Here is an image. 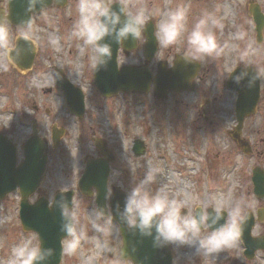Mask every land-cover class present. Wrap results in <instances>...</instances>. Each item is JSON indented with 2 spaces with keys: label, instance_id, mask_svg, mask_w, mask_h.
Returning <instances> with one entry per match:
<instances>
[{
  "label": "rangeland",
  "instance_id": "rangeland-1",
  "mask_svg": "<svg viewBox=\"0 0 264 264\" xmlns=\"http://www.w3.org/2000/svg\"><path fill=\"white\" fill-rule=\"evenodd\" d=\"M120 1L130 13L142 10L145 20L160 16L156 23L157 36L160 21L168 12L182 9L186 14L185 33L174 45L167 48L160 46V52L155 56L154 70L161 58L171 62L174 55L183 54L187 31L205 14L212 15L224 25L222 30L214 29L218 46L224 50L219 56L199 58L203 60L204 66L200 77L203 84L192 92L169 93L166 99H161L150 91L146 96L129 95L125 102L124 96H114L104 102L105 106L102 102L96 103V95L99 94L94 86L91 90L84 88L90 98L89 118L85 122H78L68 114L60 92L56 89L48 91L55 84L51 87L37 86L44 84L49 79V74L53 73V68L58 67H70L66 75L72 81L92 82L91 49L84 47L82 41L70 35L78 19L79 0H71L69 8L65 10H47L38 18L39 26H33L32 31L27 33L35 40L39 35L42 51L38 50L37 57L40 54L41 57H38L37 62L45 66L43 71L21 72L10 63L7 54L0 51V132L18 144L19 161L23 158L21 145L31 132L29 123L32 117H39L29 107L34 108L40 103L47 109L46 113L54 114L52 118H48L40 109L42 117L37 119L40 121L39 135L49 142V159L41 186L37 193L30 196V201L40 195L52 200L56 191L70 188L75 190L72 211L77 212L78 229L82 228L85 236L75 253L68 255L62 252L60 264H132L120 260L119 247L122 239L117 222L112 217L109 222L110 213L98 217L94 196L81 195L77 190L84 155L99 156V150L93 143L94 136L105 138L109 146H112L115 156L111 163L109 190L111 186L117 185L128 192L152 171L154 181L148 185V190L153 194L166 193L170 199L188 200L190 203L197 200L215 203L218 198H222V202L230 208L239 202L241 194L237 190L240 175L227 167L231 160L240 165V154L233 153L231 142H227V134L224 133V130L232 129L235 124V93L225 90L223 81L236 63L239 64L244 52L248 54V62L264 73V28L262 40L257 42L254 23L248 12L250 2L258 3L264 12V0ZM162 12L164 15L161 17ZM151 21L155 25L153 18ZM240 33H243V38H237ZM143 39L141 34L137 47L126 56L119 57L120 64L142 65ZM165 49L169 53H164ZM5 64L8 65L7 71L4 70ZM262 81V107L245 120V135H264V80ZM213 92L216 93V98L212 110L209 108L210 104L206 103ZM145 98L149 100L147 103ZM93 102L100 104L104 110L96 109ZM27 104L30 106L27 107ZM209 118L214 121L211 122ZM53 124L64 127L66 131L59 145L51 149L50 131ZM196 127L199 130L194 129ZM202 132L205 135L203 142L195 141L203 137ZM135 138L146 143V152L142 156L135 157L131 151ZM210 160L213 161L215 173L207 177L206 168L210 165ZM210 169L212 170V166ZM19 200L18 190L0 199V264H9L12 248L24 240L30 239L33 245H39L35 232L22 229L18 214ZM244 200L245 195L243 202ZM93 224L105 226L108 231L97 232ZM201 234L206 235V232L202 231ZM67 239L63 240V248ZM105 241L114 245L112 254L105 251ZM170 246L174 264H228L225 262V252L218 256H197L194 255V248L187 245ZM230 253L234 256L236 249H231ZM232 263L231 261L229 264Z\"/></svg>",
  "mask_w": 264,
  "mask_h": 264
},
{
  "label": "clouds",
  "instance_id": "clouds-1",
  "mask_svg": "<svg viewBox=\"0 0 264 264\" xmlns=\"http://www.w3.org/2000/svg\"><path fill=\"white\" fill-rule=\"evenodd\" d=\"M37 2L38 0H29L28 11L31 12ZM115 3H119V10L113 8ZM77 8L78 19L70 35L82 41L84 47L91 49V68L95 72L106 68L112 59V46L106 42V38H112L119 45L129 37L138 41L145 30L143 11L134 14L126 12L125 5L120 0H79ZM185 22L186 14L182 9L168 12L159 24L157 39L160 46L167 48L174 45L186 31ZM7 24L6 19L0 22V51L5 52L11 64L16 65L19 51L16 44L9 47ZM223 27L224 25L210 14H205L196 21L185 36V62L198 61L201 56H219L224 49L218 46L214 29L222 30ZM24 29L16 39L23 38L35 47L27 34L33 29L32 19ZM237 38H243V33L238 34ZM13 52L15 56L12 55ZM239 65V71L235 70L229 74L236 84H241L247 79L248 86L251 87L257 80H264V73L258 68L250 69L252 64L248 62L247 52L241 54ZM4 70H8L7 64L4 65ZM57 77V74L50 73L49 79L37 86L51 87L56 83ZM153 181L154 173L149 171L143 180L126 193L122 218L128 228L138 229L145 236H152L155 230L154 246L187 245L194 248V255L197 256H218L222 252L241 247L243 225L248 212L240 203L229 208L222 202V198H218L215 203L199 200L190 203L188 200L170 199L166 193L153 194L148 190V185ZM61 214L68 220V223L62 225V231L66 232L68 238L63 252L71 255L80 246L85 233L82 228L78 229L79 219L76 211L62 207ZM97 215L99 217L101 213ZM93 227L97 232L108 231L105 226L99 224H93ZM202 231L207 234L202 235ZM43 259L40 246L33 245L32 240L28 239L12 248L9 264H35Z\"/></svg>",
  "mask_w": 264,
  "mask_h": 264
},
{
  "label": "water",
  "instance_id": "water-1",
  "mask_svg": "<svg viewBox=\"0 0 264 264\" xmlns=\"http://www.w3.org/2000/svg\"><path fill=\"white\" fill-rule=\"evenodd\" d=\"M51 0H42L37 2L40 7L50 5ZM59 5H63L65 0H57ZM119 5L113 8L119 10ZM34 11V10H32ZM30 11L22 13L21 18H28ZM253 19L255 21V30L257 40L261 39V30L264 26V14L258 5L252 6ZM16 16V15H14ZM18 17V16H17ZM123 19V15H122ZM14 21V20H13ZM14 23H17L14 21ZM146 35V58H150L156 48L155 36H153L152 25L145 29ZM134 39L129 37L125 40L126 49H131L135 45ZM106 42L112 46V59L106 68L94 72L97 88L104 95H111L119 90H147L151 81V73L147 67L125 66L117 69L116 51L118 44L112 38H106ZM19 57L17 65L22 68L30 67L33 57L32 46L28 41H17ZM15 56V52L12 53ZM175 65L171 70L159 68L155 82V92L164 97L167 90H181L187 87L190 77L197 71V66L187 63L184 60H175ZM250 69H254L250 67ZM239 71L240 68H236ZM234 70V71H235ZM234 74V73H233ZM251 75V72L249 73ZM61 87L64 89L69 106L78 114L83 111V102L79 92L71 87L65 80H60ZM226 86L238 91L236 103V113L238 120L237 133L239 132L245 116L255 111L259 99V80L251 87L248 86V80L245 79L241 84H236L229 76ZM62 131H54L53 142L56 145ZM106 159L89 160L85 172L80 179V189L83 193H90L92 186L97 189V204L105 213V200L107 194V178L109 174V161L112 155L108 153L106 147L101 143H96ZM47 146L44 141L37 136L30 137L23 145L24 160L16 166V147L6 137L0 133V199L17 187L21 194L19 217L23 229L37 232L40 242L43 260L36 261L35 264H59L62 253L61 241L66 237V232L62 231V225L68 223V220L62 217V207L71 211L72 191L57 192L54 200L49 206L47 198L40 197L34 203L29 202V196L39 187L47 163ZM133 151L136 156L143 155L145 146L143 141L135 140ZM126 193L113 189L110 195V203L113 217L119 222L123 237V244L120 248L121 259H131L133 264H172L169 245L163 247L154 246L155 230L152 236L142 235L138 229L127 227L126 221L122 218ZM223 222V221H221ZM250 248L255 249L254 240L250 238ZM49 250L51 252L49 253ZM249 249V253L253 251Z\"/></svg>",
  "mask_w": 264,
  "mask_h": 264
},
{
  "label": "flooded vegetation",
  "instance_id": "flooded-vegetation-1",
  "mask_svg": "<svg viewBox=\"0 0 264 264\" xmlns=\"http://www.w3.org/2000/svg\"><path fill=\"white\" fill-rule=\"evenodd\" d=\"M71 3V0H67V7L69 6V4ZM51 9H56V7H52ZM45 12V11H44ZM43 12V13H44ZM32 15L33 18V26L37 27L39 26V24H37L38 18L40 16L43 15ZM10 16H12V19L10 20ZM4 19H6L8 21L7 24V28H8V34H7V38L9 41V46H13L14 42L16 40V37L21 33L24 32L25 29L21 26H16L12 23L13 20V0H0V21L2 22ZM37 39V53L38 50L41 52L42 48H41V43L39 42V35H37L36 37ZM124 51V50H122ZM160 52V47L157 51L156 54H159ZM127 53V52H126ZM164 53H169L168 49H165ZM41 57V54L38 56ZM37 54H35V58H34V63H33V69L32 72L35 73L36 71H43V69L45 68V66H42V64H39L37 62ZM156 59L155 57L153 58V60L151 61V67H153V63H155ZM161 61H166L167 59L165 58H161ZM65 73L67 72V70H70V67H63ZM204 69V66L201 65V70L199 71L198 77L195 79V83L193 90L199 89L202 86V81H201V73ZM75 84H77L78 86L80 85V87L84 90L85 92V97H84V101H85V106H84V112L82 113L81 117H78L74 114H71L69 112L68 107L65 105L66 109L68 110V114L71 115L72 117H74L76 120L80 121V122H85L86 119L89 118V108H90V104H89V97L86 94L85 89H92V83L89 82H82V81H78L75 82L73 81ZM84 83V85H83ZM89 86V87H88ZM85 88V89H84ZM51 89H55L50 88L48 89V91ZM214 93V92H213ZM132 95V94H130ZM136 95L140 96H144L145 94H141V93H136ZM98 96V98L96 99V103L98 102H102L104 99L100 96V95H96V97ZM120 96H127L126 93H121ZM146 96V95H145ZM123 97V101L125 102V98ZM215 95H213V100H215ZM201 100V99H200ZM94 103V102H93ZM94 103L96 109H100L103 110V108L101 107L100 104H96ZM145 103H147V101H145ZM208 103H211V101L209 100ZM28 105V104H27ZM30 105H28L27 107H29ZM31 109V111L34 112L35 115L39 114V117L35 118L32 117L31 121L35 122V128L37 129V132L39 134V128L38 126L40 125V121L37 120L39 118L42 117V113L40 112V109L43 110V114L46 115V117H50L52 118L54 116L51 115L50 113H46L47 109L44 108L40 103L36 104V106H34V108L29 107ZM123 108H125V106H123ZM118 121L120 122L121 119L119 118ZM211 121V119H210ZM214 121V120H213ZM211 121V122H213ZM121 123V122H120ZM62 127V126H61ZM94 138L96 139V137L94 136ZM101 138V137H100ZM103 141H105V143L107 144L108 148L111 149L112 146H109V143L107 142V140H105V138H101ZM230 141L231 142V147L234 149L233 153L237 154V151L240 150V160H241V164L239 165V163L235 162V160H231L229 161L227 164V166L230 167L231 171L233 173H238V175H240V183L239 188L237 190H240L239 192H241L240 196H239V202L240 204H242V207L245 209V211L248 212V217L246 219V224H249V235L253 238L254 240V244H255V250L252 253H245L244 250V246L241 245V247L239 249H236V253L233 256L231 252V250L226 251L225 253H227V258L225 260V262H227L228 264L232 261V264H264V191L260 194H256L254 192V185H253V172L256 171L258 174L263 176L264 179V135H251V134H244V128L242 129V133L239 136L236 137H232L231 135L229 136L227 142ZM100 155V154H99ZM226 164V163H224ZM245 195V200L243 202V196ZM235 202V201H234ZM249 206H250V210H249ZM229 253V254H228Z\"/></svg>",
  "mask_w": 264,
  "mask_h": 264
}]
</instances>
